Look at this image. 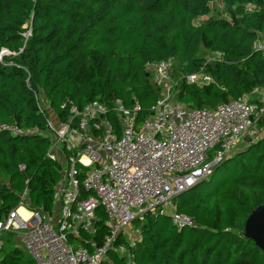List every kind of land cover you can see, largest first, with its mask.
<instances>
[{"label": "trees", "instance_id": "trees-1", "mask_svg": "<svg viewBox=\"0 0 264 264\" xmlns=\"http://www.w3.org/2000/svg\"><path fill=\"white\" fill-rule=\"evenodd\" d=\"M212 1L0 0V125L22 130L0 127V218L18 206L25 188L28 205L51 211L62 178V163L46 155L49 113L39 94L58 116L97 100L119 134L116 99L141 123L161 97L151 63L171 57L174 80L199 70L212 77L204 86L177 82L176 98L191 107L213 108L264 85V57L253 46L264 39V0H220L229 18L211 14ZM258 128L264 132V118ZM172 202L194 225L178 227L160 208L134 221V264H264V252L244 235L246 218L264 202V135ZM105 222L98 207L99 241ZM85 238L80 243L88 246ZM107 256L114 264L125 260L113 248ZM0 264L23 263L1 254Z\"/></svg>", "mask_w": 264, "mask_h": 264}, {"label": "built area", "instance_id": "built-area-1", "mask_svg": "<svg viewBox=\"0 0 264 264\" xmlns=\"http://www.w3.org/2000/svg\"><path fill=\"white\" fill-rule=\"evenodd\" d=\"M253 46L264 57V39L257 38ZM214 56L220 57L221 52ZM172 65L171 57L148 65L163 96L143 122L137 123L135 111L115 100L119 134L105 117L106 105L97 100L81 109L72 106L67 121L56 130L47 118L50 134H55L46 155L64 169L53 192L56 207L52 213L10 210L0 220V249L6 231L15 233L34 264H102L110 262L107 251L111 248L124 256L121 264H134L130 248L138 236L129 233L134 221L160 208L174 225H194L174 205L172 210L166 207L176 194L209 175L242 140L259 137L264 85L213 108L189 107L171 97L177 82L171 75ZM185 79L198 86L212 81L201 70ZM0 127L22 132L17 125ZM98 207L108 228L101 241L96 236ZM120 236L126 241L115 244ZM84 238L88 246L80 243Z\"/></svg>", "mask_w": 264, "mask_h": 264}, {"label": "rangeland", "instance_id": "rangeland-1", "mask_svg": "<svg viewBox=\"0 0 264 264\" xmlns=\"http://www.w3.org/2000/svg\"><path fill=\"white\" fill-rule=\"evenodd\" d=\"M211 8L213 9V13L211 14H215L217 16L223 17V18H229V13L224 9L222 3L220 0H213L211 2ZM204 17H201V19H204ZM264 38V36H263ZM208 58L211 59L212 56L208 55ZM149 71L151 72V69H149ZM152 81H154V77L152 76ZM41 94H39V99L40 102L39 104L41 105V109L43 108H47V111L49 113V122L52 125V127L56 130L57 127L60 126V124L62 122H66L68 116H56L55 112L51 109V107L45 102L43 101V99L41 98ZM54 131H51V137L54 136ZM264 135V132L261 131L259 134L260 136ZM252 137L249 138H245L244 140H242L237 146L236 148L233 150L232 153H234L235 151L244 148L246 146L247 143H249L252 140ZM210 155L212 156V150H210ZM61 169L63 170V166L61 167ZM218 175H220V172L218 173ZM166 209L168 210H172L173 209V202L171 205H169L168 207H166ZM131 231H129L130 234H133L134 236H139L138 233V229L139 227H136V225H133L131 227ZM1 239L3 240V244H2V248L0 250V255L1 254H8V255H13L16 257H19L21 259V262L23 264H34V261L31 259L30 255L27 253V251H25L22 246L21 243L19 241L15 240V233L13 232H2L1 235Z\"/></svg>", "mask_w": 264, "mask_h": 264}, {"label": "water", "instance_id": "water-1", "mask_svg": "<svg viewBox=\"0 0 264 264\" xmlns=\"http://www.w3.org/2000/svg\"><path fill=\"white\" fill-rule=\"evenodd\" d=\"M244 235L264 252V202L254 208L246 218Z\"/></svg>", "mask_w": 264, "mask_h": 264}, {"label": "bare ground", "instance_id": "bare-ground-1", "mask_svg": "<svg viewBox=\"0 0 264 264\" xmlns=\"http://www.w3.org/2000/svg\"><path fill=\"white\" fill-rule=\"evenodd\" d=\"M149 68V67H148ZM195 72H197V71H195ZM193 73V72H192ZM190 74V73H189ZM187 74H184V75H181L180 77H179V79L178 80H176L177 82L179 81V80H184L186 83H188L187 81H186V79H185V76H186ZM177 82H176V84H177ZM153 84H155L156 85V83L153 81ZM175 84V85H176ZM188 84H193V83H188ZM175 85H174V87L171 89V97H172V99H174V100H176V101H178V102H180L177 98H176V96H175ZM157 87H159L158 85H156ZM160 88V87H159ZM163 96V94H162V89H161V97ZM160 97V98H161ZM186 105V104H185ZM186 106H188V105H186ZM189 107H191V106H189ZM151 109V108H150ZM150 112H151V110H150ZM23 168V166H21V169ZM27 194H28V188H25V190L23 191V193L22 194H20V200H19V204H18V206L16 207V208H12V209H17L18 211H20L22 214H26V212H29V211H32V210H34V209H40V210H42L43 212H45V213H52L53 211H54V209H55V207H56V203L55 202H53V206H52V209H51V211H49V212H47V211H45V210H43L42 208H32V207H30L29 205H28V203H27ZM12 209H10V210H12ZM10 210H8L1 218H0V220L1 219H4L6 216H7V214H8V212L10 211ZM15 240H16V238H15ZM16 241H18V240H16ZM22 246V245H21ZM23 248V247H22ZM1 250V249H0ZM25 250V249H24ZM26 251V250H25ZM32 259V258H31Z\"/></svg>", "mask_w": 264, "mask_h": 264}, {"label": "crops", "instance_id": "crops-1", "mask_svg": "<svg viewBox=\"0 0 264 264\" xmlns=\"http://www.w3.org/2000/svg\"><path fill=\"white\" fill-rule=\"evenodd\" d=\"M243 93H244V92H243ZM56 116H58V115H56ZM56 185H57V184H56ZM56 185H55V187H56ZM55 187H54V188H55ZM53 201H54V198H53ZM173 205H174V204H173ZM29 206H30V205H29ZM30 207H31V206H30ZM131 229H132V228H131ZM131 229H130V231H131ZM138 233H139V229H138ZM110 262H111V261H110ZM110 262H109V263H110Z\"/></svg>", "mask_w": 264, "mask_h": 264}, {"label": "clouds", "instance_id": "clouds-1", "mask_svg": "<svg viewBox=\"0 0 264 264\" xmlns=\"http://www.w3.org/2000/svg\"><path fill=\"white\" fill-rule=\"evenodd\" d=\"M64 170V169H63ZM63 170H62V172H63Z\"/></svg>", "mask_w": 264, "mask_h": 264}]
</instances>
